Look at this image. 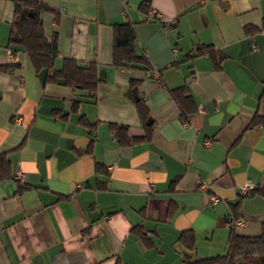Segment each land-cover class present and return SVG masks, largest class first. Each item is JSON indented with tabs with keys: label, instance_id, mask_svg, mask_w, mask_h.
Instances as JSON below:
<instances>
[{
	"label": "crops",
	"instance_id": "obj_1",
	"mask_svg": "<svg viewBox=\"0 0 264 264\" xmlns=\"http://www.w3.org/2000/svg\"><path fill=\"white\" fill-rule=\"evenodd\" d=\"M44 1L59 14L44 15L55 67L94 62L102 81L91 93L46 81L9 47L15 5L0 0V65L17 64L0 70V153L29 186L0 177V264H188L227 252L233 205L237 232L261 234L264 0ZM128 22L151 70L113 63ZM200 45L220 67L191 57ZM184 84L186 114L172 92Z\"/></svg>",
	"mask_w": 264,
	"mask_h": 264
},
{
	"label": "trees",
	"instance_id": "obj_2",
	"mask_svg": "<svg viewBox=\"0 0 264 264\" xmlns=\"http://www.w3.org/2000/svg\"><path fill=\"white\" fill-rule=\"evenodd\" d=\"M13 2L15 5V19L11 24L9 47L14 51L27 53L36 71L45 69L47 71L45 80L48 82L62 83L75 89L87 90L90 93L97 89L102 80L94 62L84 65L75 58L67 57L63 60L61 68L55 67V60L59 53L58 35L56 33L47 34L44 25V15L49 13L56 14L58 20L59 14L56 8L44 0H13ZM114 37L113 63L115 66L152 69L147 57L137 55L135 52L136 35L132 22L116 24ZM205 53L211 55L217 67L221 66L225 56L221 55L211 45L198 46L194 49L191 57ZM16 68L17 64L0 65V70L5 71L15 70ZM172 92L183 108L184 114L191 110L189 101L192 99V95L188 85L184 84L173 88ZM141 105L144 104L141 103ZM256 122H264V117L258 115ZM111 126L115 131L126 128L116 123ZM9 163L8 157L0 153V177L10 175V177L12 176L15 179V173H10ZM15 180L19 184V191L29 189L26 179L24 181ZM231 215H233L235 220L240 219V213L234 205L233 212L229 214V217ZM228 221L231 225L230 219ZM231 228L228 249L225 254L199 258L188 264H264V222L261 234L255 236L239 234L235 229V224L231 225ZM180 239L189 248H195V235L190 230L183 232Z\"/></svg>",
	"mask_w": 264,
	"mask_h": 264
},
{
	"label": "built area",
	"instance_id": "obj_3",
	"mask_svg": "<svg viewBox=\"0 0 264 264\" xmlns=\"http://www.w3.org/2000/svg\"><path fill=\"white\" fill-rule=\"evenodd\" d=\"M150 13H151L152 15L158 14L157 11H156L155 9H151V10H150ZM156 74H157V73H156ZM200 111H201V112H204L205 109H204L203 107H201V108H200ZM15 179H19V180L24 181V180H25V174H24L22 171H18V172L15 173ZM199 189L202 190V191H207V190L210 189V186H209V184L206 183L205 181L200 180ZM251 189H252V186H251L250 184H246V185L243 187V192H249V191H251ZM212 199H213L214 201H216V196H212ZM229 219H230V221H231V222H230L231 225H233V224L236 225L238 222H241V221H242V219L235 220L234 217H233V215H231V216L229 217Z\"/></svg>",
	"mask_w": 264,
	"mask_h": 264
}]
</instances>
